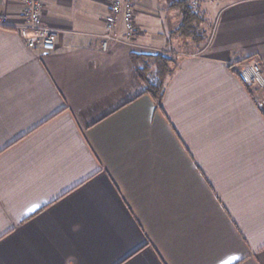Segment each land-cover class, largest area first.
Segmentation results:
<instances>
[{
    "label": "crops",
    "instance_id": "0c3cea01",
    "mask_svg": "<svg viewBox=\"0 0 264 264\" xmlns=\"http://www.w3.org/2000/svg\"><path fill=\"white\" fill-rule=\"evenodd\" d=\"M42 2L51 53L0 0V264H264V91L230 68L264 72V0L199 2V47L179 0H140L108 51L111 0ZM139 53L176 60L160 106Z\"/></svg>",
    "mask_w": 264,
    "mask_h": 264
},
{
    "label": "built area",
    "instance_id": "2783aa9c",
    "mask_svg": "<svg viewBox=\"0 0 264 264\" xmlns=\"http://www.w3.org/2000/svg\"><path fill=\"white\" fill-rule=\"evenodd\" d=\"M139 1L111 0L109 4L111 12L105 18L107 30L101 38L103 51H108L114 44L131 43L136 38L139 26L135 16V4ZM180 1L189 4L194 10H198L201 1L217 3L222 0ZM24 3L23 16L26 19V26L20 30L21 36L27 39L33 48L39 47L46 53L56 51L59 35L50 27L42 25V0H24ZM6 24L7 18L0 14V26ZM230 68L243 85L264 91V72L258 60L235 63Z\"/></svg>",
    "mask_w": 264,
    "mask_h": 264
},
{
    "label": "trees",
    "instance_id": "16d2710c",
    "mask_svg": "<svg viewBox=\"0 0 264 264\" xmlns=\"http://www.w3.org/2000/svg\"><path fill=\"white\" fill-rule=\"evenodd\" d=\"M178 6L182 11V22L174 35L190 41L199 47L208 41L206 31L201 29L205 23L198 10L179 0ZM132 62L139 80L145 88L144 93L151 96L160 106L165 96L169 78L174 74L176 60L165 53H139L132 55Z\"/></svg>",
    "mask_w": 264,
    "mask_h": 264
},
{
    "label": "snow or ice",
    "instance_id": "6c2138e0",
    "mask_svg": "<svg viewBox=\"0 0 264 264\" xmlns=\"http://www.w3.org/2000/svg\"><path fill=\"white\" fill-rule=\"evenodd\" d=\"M233 259H239V257H233Z\"/></svg>",
    "mask_w": 264,
    "mask_h": 264
},
{
    "label": "rangeland",
    "instance_id": "374dc122",
    "mask_svg": "<svg viewBox=\"0 0 264 264\" xmlns=\"http://www.w3.org/2000/svg\"><path fill=\"white\" fill-rule=\"evenodd\" d=\"M201 29H204V30H205V27L202 26ZM259 93H260V92H259Z\"/></svg>",
    "mask_w": 264,
    "mask_h": 264
}]
</instances>
